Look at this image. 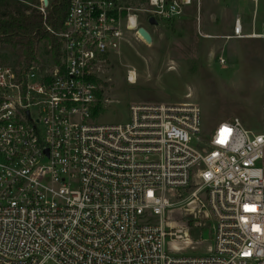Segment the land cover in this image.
I'll use <instances>...</instances> for the list:
<instances>
[{
    "label": "built area",
    "instance_id": "1",
    "mask_svg": "<svg viewBox=\"0 0 264 264\" xmlns=\"http://www.w3.org/2000/svg\"><path fill=\"white\" fill-rule=\"evenodd\" d=\"M190 2L69 0L62 29L47 28L58 62L0 65V264H264V113L259 132L232 118L206 140L189 101L94 122L100 65L125 33ZM208 221V238L189 237Z\"/></svg>",
    "mask_w": 264,
    "mask_h": 264
},
{
    "label": "rangeland",
    "instance_id": "2",
    "mask_svg": "<svg viewBox=\"0 0 264 264\" xmlns=\"http://www.w3.org/2000/svg\"><path fill=\"white\" fill-rule=\"evenodd\" d=\"M25 1L31 5L32 0ZM235 19L242 22L244 36H231ZM160 25L142 23L150 46L126 32L120 49L100 65L96 81L102 100L94 122H126L131 104L189 101L201 108L205 140L219 122L232 118L259 132L264 113V0L257 6L244 0H191L180 17ZM129 71L135 74L134 83L128 80ZM191 226V239L199 230L202 238L210 236L206 226ZM204 249L201 244L187 253L198 255Z\"/></svg>",
    "mask_w": 264,
    "mask_h": 264
},
{
    "label": "trees",
    "instance_id": "3",
    "mask_svg": "<svg viewBox=\"0 0 264 264\" xmlns=\"http://www.w3.org/2000/svg\"><path fill=\"white\" fill-rule=\"evenodd\" d=\"M39 4V0L31 5L25 0H0V64L22 69L48 56L58 62L60 42L47 28L55 33L62 29L69 0H51L45 16ZM101 95L98 91V98ZM100 109L97 104L94 114Z\"/></svg>",
    "mask_w": 264,
    "mask_h": 264
},
{
    "label": "bare ground",
    "instance_id": "4",
    "mask_svg": "<svg viewBox=\"0 0 264 264\" xmlns=\"http://www.w3.org/2000/svg\"><path fill=\"white\" fill-rule=\"evenodd\" d=\"M132 24H133V22H132ZM131 28H134V27L132 26ZM138 38H139L141 41L145 42V44H146L147 46H150V45H151V43H150L148 40H145V38H143V36H138ZM250 38H262V36L255 34V35L250 36ZM143 39H144V40H143ZM134 77H135V74H134L133 72H131L130 75H129V81H130L131 83H134V81H135V78H134Z\"/></svg>",
    "mask_w": 264,
    "mask_h": 264
},
{
    "label": "water",
    "instance_id": "5",
    "mask_svg": "<svg viewBox=\"0 0 264 264\" xmlns=\"http://www.w3.org/2000/svg\"><path fill=\"white\" fill-rule=\"evenodd\" d=\"M43 4L47 5V0H42ZM149 24H155V21L153 18L149 19ZM140 34L145 38V40L151 41V36L148 34V32L144 28H139Z\"/></svg>",
    "mask_w": 264,
    "mask_h": 264
},
{
    "label": "crops",
    "instance_id": "6",
    "mask_svg": "<svg viewBox=\"0 0 264 264\" xmlns=\"http://www.w3.org/2000/svg\"><path fill=\"white\" fill-rule=\"evenodd\" d=\"M233 26V25H232ZM153 28V27H152ZM207 227V226H206ZM205 227V228H206ZM207 230H208V232L211 234V231H210V228L209 227H207ZM199 232H200V230L198 231V234H199ZM196 235H197V232H196Z\"/></svg>",
    "mask_w": 264,
    "mask_h": 264
},
{
    "label": "flooded vegetation",
    "instance_id": "7",
    "mask_svg": "<svg viewBox=\"0 0 264 264\" xmlns=\"http://www.w3.org/2000/svg\"><path fill=\"white\" fill-rule=\"evenodd\" d=\"M208 227V226H207Z\"/></svg>",
    "mask_w": 264,
    "mask_h": 264
}]
</instances>
